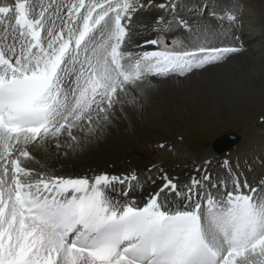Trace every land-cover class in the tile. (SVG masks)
<instances>
[{"label":"snow or ice","instance_id":"1","mask_svg":"<svg viewBox=\"0 0 264 264\" xmlns=\"http://www.w3.org/2000/svg\"><path fill=\"white\" fill-rule=\"evenodd\" d=\"M145 7L140 0L0 6V264H264V179L252 187L232 174L221 192L205 186L206 171L182 186L164 174L138 202L115 194L116 184L136 180L135 170L65 177L25 163H39L30 148L80 150L117 109L139 103L149 76H185L241 51L206 47L199 33L190 49L175 50L183 40L160 35L145 39L156 50L132 51V17ZM180 27L192 32L186 20L160 16L152 30Z\"/></svg>","mask_w":264,"mask_h":264},{"label":"rangeland","instance_id":"2","mask_svg":"<svg viewBox=\"0 0 264 264\" xmlns=\"http://www.w3.org/2000/svg\"><path fill=\"white\" fill-rule=\"evenodd\" d=\"M142 1L143 4L153 3L155 6H158L156 5L158 4L157 2L161 4V1L157 0H149L148 2L147 0ZM173 1L175 0H171L168 3H173ZM217 1L219 0H214V4H217ZM13 2L14 0H0V5L4 3L12 5ZM222 2L221 11L224 12L223 9H230L233 7V12L237 13V21L233 22L232 25L231 23H226L227 20L225 18L227 14L225 13V18L220 23H218L216 19L209 17H203V19H201L199 17L202 21H212L211 24L205 25L206 28L197 27L195 30H192L193 32H189L180 27L181 29L177 30V28H175L171 32H163L161 35H163L167 41L173 39L183 40V49L177 47L175 50L192 48L194 45L191 43V40L197 33H199L201 36L200 38H202L198 43H203L206 47H227L235 46V44L236 46L241 44L242 47L243 45L240 52L233 54L235 57H233V61H231V58L229 62L228 60L221 62V65L226 64L229 66L218 68L219 65H217V70L213 77L203 74L204 70L192 73L191 77L188 79L189 81L191 80L192 87H188L190 92L194 95L192 99L181 101L178 98V94H169L168 97L162 99L158 97L160 92L158 93L150 87L144 88L139 102L147 103V105L149 103H152V105L154 104L153 106H147L153 115L151 120L148 122L139 121L138 116L129 110L131 106L126 105L128 113L124 111L121 112L118 109L120 112V120L109 124L112 126V131L107 128L110 131H106L109 133V136H113L114 139L117 138V140L119 139L118 145L120 142L121 145H125L123 142H127L128 140L138 143L136 149L139 151L141 157L150 164V170L155 168V163H160L163 160H165L166 167L170 166L169 162L172 157L169 152H172L173 155H179L187 165L193 166L195 164H201L197 163V156L192 150L198 148L207 154V152L212 149L211 145L216 137L213 135L212 130L215 124L211 123L206 116L208 113H211V117L216 121L222 120L223 118H221L220 110L223 107L222 105H226L230 102V99L236 100V102L241 101V103H238L239 106L237 105V110L241 113H248L246 117H243L242 114L241 118L237 120H229L231 124H234V132L236 135L238 134L237 136L239 137V142L237 143L239 147L237 149L239 150L247 145L252 147V143L254 142L255 144L258 142L257 144L261 143L262 146L264 145V123L262 118L258 119V117H256L259 113L264 116V0H222ZM182 7L185 8L184 2L181 3L180 11H182ZM215 8H220V6H216ZM164 13L162 16L168 20ZM205 14L207 13L205 12ZM210 15H212V13L207 16ZM158 17H160V15ZM197 19L198 17L186 19V21L192 29H194L199 23ZM192 23H195V25L192 26ZM221 23L231 25L230 28L228 26L227 32L225 31L226 33L220 28V25L222 26ZM135 26L136 24H133V27ZM207 30L210 33L212 31H217V37L215 33L209 34L211 36L208 37ZM203 31L205 33H203ZM157 33L158 36H160V32ZM169 46L171 47V45ZM253 76L260 79L259 86L256 89L251 87V92L247 94L250 89L246 87L242 90L241 87H243L246 80L254 78ZM149 81H155L156 83L157 79H149ZM194 84H196V86H194ZM239 90H241L240 94H238ZM160 100L166 101V103H160ZM187 101L190 104L186 103ZM155 106H157V108ZM188 115H191L194 119L185 121V117ZM165 121L169 123H167L165 127H162L161 123ZM118 131L122 132L124 136H120ZM140 132H144L146 136L140 135ZM98 139L100 138H95L96 143H98ZM255 150L258 154L264 156V146L263 149L256 148ZM261 161L263 163H260V166H263L264 157L260 162ZM247 162L249 164L246 167L252 166L250 168V170H252L259 161L257 157H255V159L247 160ZM167 163L169 164L167 165ZM237 168L239 174L244 171V168H240L239 166ZM132 170H134V168H131L130 171ZM262 170L263 172L260 173L261 175L258 176L259 178L264 175V168H262ZM235 171L236 170H233L232 174H235Z\"/></svg>","mask_w":264,"mask_h":264},{"label":"bare ground","instance_id":"3","mask_svg":"<svg viewBox=\"0 0 264 264\" xmlns=\"http://www.w3.org/2000/svg\"><path fill=\"white\" fill-rule=\"evenodd\" d=\"M141 1L142 0H140V2ZM148 1L149 0H147V2ZM157 1H161V3L168 4V2H170L171 0H157ZM189 1L191 3L200 2L199 0H189ZM157 3L158 4L156 5H159V2ZM207 5L204 7L205 12L208 11ZM221 5H223V2L222 0H219L217 1V4H215L214 6L215 7L220 6L219 9L222 10ZM164 10L165 9H161L158 6H155L153 3L151 4L148 3L146 4L145 8L141 9L136 15L132 17V24H136V26L131 28V31L134 35L129 43L130 50L139 52V51H144L148 49L149 51L157 49V46L146 45L145 39H156L157 38L158 33L152 30V26L156 24V22L159 19L158 16L159 15L162 16V14L164 13ZM194 11L196 10L192 9L189 12V14L185 15L186 17H184L183 19L185 20V19H191V18L198 17L197 20L199 21V23L192 30H195L197 27L206 28L207 24L208 25L209 23L211 24L212 21H208V20L202 21L199 18L200 15L199 14L197 15ZM222 12L221 13L217 12V13H219L220 17H223V20H224L225 18L224 16L228 13L225 14L224 12L223 13ZM191 25L194 26L195 23H192ZM228 26L229 28L231 27L230 24H222V26L220 25V28L222 29L223 32L225 31L227 32ZM206 32H208V30ZM203 33L205 32L203 31ZM212 33L213 34L215 33V36H216L218 32L217 31L215 32L212 31L211 33L208 32V37H210L211 35L209 34H212ZM205 35H204V38H205ZM235 47L242 48L243 45L241 47V44H238L237 46L235 44ZM233 54H224L221 60L217 61L214 64L206 65L207 67L203 69L204 70L203 74L211 75L213 77L214 73L217 70V65H219L218 68H223V66H229L226 64L221 65V62H223L224 60H228L229 62V59L231 58H232L231 61H233L235 58ZM195 70H199V69H194L192 72H194ZM191 75L192 73L190 72V74L188 73L185 76H179L176 74L168 75L166 77L165 76H149V77H153L152 78L153 80L154 78L157 79L156 83L155 81L154 82L150 81L152 85L150 88L154 89L158 93L160 92V94H158V97L162 99H165L166 97H168L169 94H173V95L178 94V98L181 101H184L186 99L187 100L192 99L194 95L189 90V87H192L191 80L190 81L188 80L191 77ZM253 77L254 78H251L250 80L248 79L245 81V84L243 85V87H241L242 90L243 88H246V87L249 89L251 87H254L256 89L259 86L260 79L257 78L256 76H253ZM194 86H196V84H194ZM250 92H251V89L247 94H249ZM240 93H241V90L238 91V94ZM173 97H176V96H173ZM166 100H169V99H166ZM156 101H159V100H156ZM160 103H166V101L160 100ZM186 103H188V101ZM238 103H241V101L236 102V100L230 99V102L228 104L222 105L223 107L220 110L221 116H222L221 118H223L222 120H225V121H222V120L216 121L215 119L211 117L212 116L211 113L207 114L206 118H208L211 121V123L215 124L212 127L213 135L216 136L214 139H216L217 137L223 136V135H227V134H233V133L235 134L234 126H233L234 124H231L229 120H237L238 118H241L242 114H243V117L248 116L247 115L248 113L247 114L244 112L241 113L240 111L237 110V107L239 106ZM153 105L152 103H149L147 105V103L145 104L143 102H139L135 107L131 106L129 110L138 116L139 121L148 122L151 120V117L153 115L151 114L147 106H153ZM155 107L157 108V106ZM123 111L128 113V108L125 106ZM119 114L120 112L117 109L115 116L112 120V123H115L118 120H120ZM262 116L263 114L259 113L258 116L256 117L260 119ZM193 119L194 117H192L191 115H188L187 117H185V121H190ZM167 123L169 122L168 121H165L164 123L162 122L161 123L162 127H165ZM109 126L110 125H108V127L107 126L104 127L101 130H98L94 138H90L87 141H83L82 146L80 150L78 151H72L71 149H68L66 146V143H65V146L59 149L54 148V147L50 148L48 152L46 153L39 152V151H36L35 149L30 148V151L35 156L36 161H39V163H36L35 161L25 162V163L29 168L34 169L36 172L44 171L49 174L61 175L65 177H69V176L78 177V176L86 175L91 178L92 176L100 174V173H108L109 175H117V176H129L132 172L130 171L131 168H134V170L136 171L135 172L136 180H130L123 184H116L115 194L117 198H119V194L121 192H127L128 199H136L138 202L144 200L150 193L155 192L161 187L162 176L164 174H167L169 178H175L178 184L182 186V185L188 184L189 179L192 176H196L197 178H199L206 171L211 176V182L205 185L209 190L211 188L210 185L212 181L214 182L217 181V176H219L220 174H222L223 176L222 181H226V178H229V177L232 178L233 170H236L235 175H238L239 174V171H237L238 166L240 168H244V171L240 173L238 177L242 179L241 181L247 180L248 184L251 185L252 187H257L259 185L260 180L262 179V176L261 178H259L258 176H260L261 175L260 173L263 172L262 170L263 166H260V163H263V162L262 161L260 162V160L263 159L264 156L258 154V152L255 150L256 148L263 149L264 145L262 146L261 143L257 144L258 143L257 142L255 144L254 142L252 143V147H249L247 145V146L242 147L239 150L237 149L239 145L238 146L236 145L237 147L235 146L231 148V150L224 152L222 154H218L213 149L207 152V154L203 150H200L198 148L193 149L192 151L197 156V160H198L197 163H201V164H195L193 166L187 165L186 162L183 160V158H181L179 155H173L172 152H169L172 157L169 162L170 166L166 167L165 160H163L160 163H155L154 165L155 168L150 170V164L143 157H141L139 151L136 149V146L138 145V143L128 140L127 142H123L125 143V145L124 144L121 145V142L118 145L119 139L118 140L117 138L114 139L113 136H109V133L106 132V131L110 132L107 128H109L111 131L113 130L111 128L112 126L110 127ZM118 134L120 136H124V134H122V132L120 131H118ZM79 135L82 138L84 135H87V133H83ZM140 135L146 136L144 132H140ZM96 137L100 138L98 139V143H96L95 141ZM255 157H257V160L259 162L256 164V166L252 170H250L252 166L246 167L249 164L247 160L255 159ZM219 158H222L221 161L223 164H221ZM169 163H167V165ZM197 169H199V171H197ZM227 169L229 171H227ZM169 195L174 200L179 199L178 197H172L171 194Z\"/></svg>","mask_w":264,"mask_h":264},{"label":"water","instance_id":"4","mask_svg":"<svg viewBox=\"0 0 264 264\" xmlns=\"http://www.w3.org/2000/svg\"><path fill=\"white\" fill-rule=\"evenodd\" d=\"M238 142L239 137L236 134H227L214 139L212 142V147L216 152L221 154L231 149Z\"/></svg>","mask_w":264,"mask_h":264}]
</instances>
